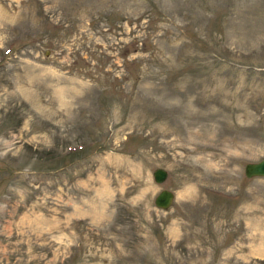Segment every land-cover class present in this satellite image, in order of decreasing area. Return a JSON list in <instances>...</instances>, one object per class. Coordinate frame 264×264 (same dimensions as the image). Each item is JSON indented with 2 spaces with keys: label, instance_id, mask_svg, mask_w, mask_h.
Segmentation results:
<instances>
[{
  "label": "rangeland",
  "instance_id": "obj_1",
  "mask_svg": "<svg viewBox=\"0 0 264 264\" xmlns=\"http://www.w3.org/2000/svg\"><path fill=\"white\" fill-rule=\"evenodd\" d=\"M262 157L264 0H0V264H264Z\"/></svg>",
  "mask_w": 264,
  "mask_h": 264
},
{
  "label": "water",
  "instance_id": "obj_2",
  "mask_svg": "<svg viewBox=\"0 0 264 264\" xmlns=\"http://www.w3.org/2000/svg\"><path fill=\"white\" fill-rule=\"evenodd\" d=\"M243 173L246 176H264V157L256 161L245 162ZM166 176V170L156 167L152 170V177L155 182H161ZM173 199V192L167 188H161L153 197V203L160 208H167Z\"/></svg>",
  "mask_w": 264,
  "mask_h": 264
}]
</instances>
